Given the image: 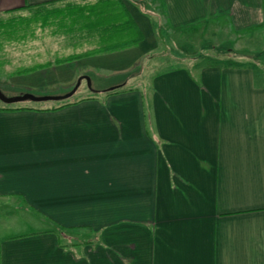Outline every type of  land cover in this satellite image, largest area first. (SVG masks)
<instances>
[{"label": "crops", "instance_id": "0c3cea01", "mask_svg": "<svg viewBox=\"0 0 264 264\" xmlns=\"http://www.w3.org/2000/svg\"><path fill=\"white\" fill-rule=\"evenodd\" d=\"M16 19L41 32L21 50L38 64L80 56L10 85L50 91L99 76L120 87L0 110V198L113 197L117 212L109 201L54 205V232L1 236L0 264H264V76L249 60L190 63L185 48L176 63L151 57L161 21L184 38L222 22L246 33L264 28V0H0L6 35ZM140 76L144 94L126 86Z\"/></svg>", "mask_w": 264, "mask_h": 264}, {"label": "rangeland", "instance_id": "374dc122", "mask_svg": "<svg viewBox=\"0 0 264 264\" xmlns=\"http://www.w3.org/2000/svg\"><path fill=\"white\" fill-rule=\"evenodd\" d=\"M135 1V0H132ZM142 6L147 0H136ZM158 6V5H157ZM159 7V6H158ZM70 8V7H69ZM69 8L63 7L60 12H67ZM75 8V7H73ZM38 10H28L29 13H35ZM0 23V49L4 52L6 49L13 50L9 53V57L6 58L5 53L0 54V60L6 58L5 61H0V90L6 96H14L22 93H32L34 95H60L68 92L73 87L62 89H51L46 91L44 89H34L27 88L23 86H12L9 84V78L17 76L15 71L22 69L24 67H31L37 65L41 59L38 58V54L35 53H26L21 51L27 50L29 44L35 43L40 37V33L36 28L33 32L30 33L29 27H22L23 20L16 19L9 22L10 32L9 35H6V24ZM159 25V31L162 34L161 49L158 52L157 56L151 55V57L160 60V52L164 51L167 56V59L172 60V57L178 59L179 52L187 49V53H182L184 60L189 61L190 63L202 62L205 64H210L205 59H202L204 56L201 52L207 53L210 58L223 59L231 58L233 63H241L244 60H249L254 62L257 69V76H264V28L254 29L249 32L235 33L230 28H228L226 22H222V27L216 28L213 25H210L207 29L202 30V36L198 37L195 31H188V37H183L181 34L173 31L166 25L164 21H161ZM14 26V27H13ZM23 33H20V32ZM198 31V30H197ZM201 33V32H200ZM23 34L21 37L20 35ZM169 34V35H168ZM130 36V34H129ZM42 37V36H41ZM55 39H60L61 37H54ZM21 40H25L24 43ZM33 40V41H32ZM198 43V44H197ZM167 44V46H166ZM33 45V44H32ZM32 48V47H29ZM205 49V51H202ZM21 51V52H20ZM194 51V52H193ZM42 55V54H41ZM60 56L59 54L48 53L46 56ZM248 57V58H247ZM52 58V57H51ZM230 61L228 62H231ZM157 62H155L157 64ZM263 66V67H262ZM153 69L143 70L144 74L148 75ZM19 75V74H18ZM89 77V76H88ZM119 78V77H118ZM107 78V77H91L90 86L86 84L85 80H81V83L75 93L69 97L67 100H76L78 97L86 96L87 93H91V90H104L110 88L114 85L119 84V79ZM147 80L144 76H140L136 81L127 82L126 86L133 87L135 84L139 86V90L144 94ZM104 93V92H103ZM100 93L98 96H103L105 94ZM60 101H43V102H34V101H22L11 104H5L0 101V107L9 106L11 108L16 107H36V108H49L55 105H58ZM31 174V173H30ZM29 199V198H28ZM54 198H45L42 200V203H38L37 200L31 199V202L28 203L24 197L21 196H9V198H0V237L6 234L10 236L17 235H28L31 233H44L47 229H54V205H65L70 203H79L80 201L90 202L96 206H101V204H110V214L109 217H112V214L116 215V201L117 198H62L60 203H56L53 200ZM106 201H109L106 203ZM33 202V203H32ZM56 203V204H55ZM115 203V204H114ZM94 208V210H96ZM113 211V212H112ZM95 216L102 217L101 214L95 213ZM109 218V219H110ZM70 231V230H69ZM54 232V231H53Z\"/></svg>", "mask_w": 264, "mask_h": 264}, {"label": "trees", "instance_id": "16d2710c", "mask_svg": "<svg viewBox=\"0 0 264 264\" xmlns=\"http://www.w3.org/2000/svg\"><path fill=\"white\" fill-rule=\"evenodd\" d=\"M118 0H110V4H113V3H117ZM120 26L119 24H111L110 25V31L113 32L115 29H117V27ZM121 28V27H120ZM126 30H129V25L126 24L125 26ZM159 29V28H158ZM162 31V30H161ZM158 30V33L161 34ZM162 35V34H161ZM130 42L129 41H125V42H122L120 44H114V45H111L110 46V49H115V48H119V47H124L126 45H128ZM202 51H205V49H202ZM202 55L204 56L202 59H205L207 62H209L210 64H214L215 60L217 61V59L215 58H210L209 55L207 53H204L201 52ZM80 56L79 54H75V55H72V56H68V57H65V58H58L56 60H53L51 62H46V63H42V64H37V65H34V66H31V67H24L22 69H18L15 71V74H22V73H28L30 71H34V70H37V69H40V68H43L45 66H49V65H52V64H57V63H62L64 61H70L72 60L74 57H78ZM160 56L164 57V59L168 58L169 56L166 55V53H164V51L162 53H160ZM231 58H227V61H230ZM231 61H233L231 59ZM120 85H116V86H112L111 89H104V90H101V92H104L105 94H112V93H116L119 89ZM92 92H96L98 93L99 91H96V90H91ZM78 101L80 100H63V101H60L58 103V105H55V106H52V107H49V108H36V107H16V108H11L9 106H6V107H0V110H9V111H14V110H53V109H58V108H62V107H65L67 105H71V104H74V103H77ZM54 229H47L45 230V232H53ZM34 233V232H33Z\"/></svg>", "mask_w": 264, "mask_h": 264}, {"label": "water", "instance_id": "95a60500", "mask_svg": "<svg viewBox=\"0 0 264 264\" xmlns=\"http://www.w3.org/2000/svg\"><path fill=\"white\" fill-rule=\"evenodd\" d=\"M85 80L86 84L90 86V78L88 76H80L77 78L75 84L69 90L68 92L60 95H34L32 93H22L19 95H14V96H6L3 94V92L0 90V101L5 103V104H11V103H16V102H22V101H34V102H43V101H63L71 97L75 91L78 89L81 80ZM112 87L108 88L111 89Z\"/></svg>", "mask_w": 264, "mask_h": 264}]
</instances>
